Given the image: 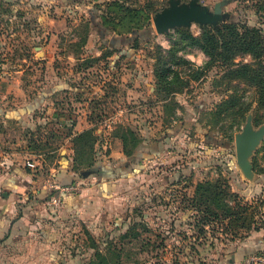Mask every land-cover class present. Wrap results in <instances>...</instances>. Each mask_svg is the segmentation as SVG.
I'll use <instances>...</instances> for the list:
<instances>
[{"label": "rangeland", "instance_id": "1", "mask_svg": "<svg viewBox=\"0 0 264 264\" xmlns=\"http://www.w3.org/2000/svg\"><path fill=\"white\" fill-rule=\"evenodd\" d=\"M114 1L122 7L111 6ZM198 1L213 11L229 0ZM168 6L169 0H0V106L14 111L56 90L17 120L0 117V159L8 154L11 165L19 164L49 194L58 191L53 175L67 168L78 179L65 188L98 204L94 185L103 180L81 173L90 163L93 169L133 163L125 176L109 180L118 181L112 184L118 191L110 212L99 204L72 216L63 204L40 200L39 190L28 194L30 211L58 232L67 264H98V253L105 264H236L230 263L236 244L264 239V140L250 158L251 178L238 164L235 142L250 114L256 129L264 124V107L254 89L227 84L223 65L206 67L204 52L180 40L179 29L201 37L211 25L157 33L153 18ZM252 6V0H232L224 6L231 15L225 22L264 31V14L254 15ZM136 28L139 34H131ZM160 61L178 74L177 92L158 84ZM235 62L256 60L244 55ZM234 92L250 108L240 122L232 110L218 113ZM208 133L226 145L214 143ZM217 181L247 208L246 224L235 227L222 213L209 218L199 204L198 185ZM102 213L111 219L103 221ZM206 236L215 237L218 246L200 262L188 243ZM5 249L0 245V264L13 256ZM252 257L250 264H264V241L237 264Z\"/></svg>", "mask_w": 264, "mask_h": 264}, {"label": "trees", "instance_id": "2", "mask_svg": "<svg viewBox=\"0 0 264 264\" xmlns=\"http://www.w3.org/2000/svg\"><path fill=\"white\" fill-rule=\"evenodd\" d=\"M252 2V7L255 10L254 15L258 16L261 15V13L264 14V0H252ZM110 5L122 7L118 1H114ZM244 8L245 10L250 11L247 7ZM101 26L104 31H107L106 24L101 23ZM139 31L140 29L136 28L131 34H139ZM178 34L182 42L187 45L198 46L204 52V54L208 57L206 67H213L214 65L219 64L223 65L225 70L224 81L227 84L232 82H241L246 84L249 88L254 89L259 97L258 100L260 106L264 107V62L262 61L264 58V31L261 28L252 27L242 21L232 20L231 23L225 22L219 24L217 27H204L202 29L201 37H195L187 29H179ZM244 55H250L254 60H256V63H242L237 65L235 60ZM171 75H174L173 79H170ZM156 77L158 84L161 87L168 86L171 87L170 92H177L176 86L179 81V76L172 70V66H168L167 62L160 61L156 69ZM241 101L242 96L239 93L234 92L230 95L229 99L223 102V105L218 110L219 115L223 112H228L227 110H232L235 117L239 119V122L246 119L247 114L250 112V108L243 105ZM254 123L259 122L254 120ZM84 134L86 133L76 136V144L80 141ZM208 135H210V137L214 136L210 133H208ZM212 139H214V143L226 145L223 140H218L214 137H212ZM76 151L78 150L76 149ZM136 154L133 152L130 155V159L134 162L139 160V155ZM150 157L149 159H153V156ZM77 160L82 162L81 158H76V161ZM132 165L129 167H122L120 169H113L111 167H99L97 169H93L94 166L90 163L88 165V169L83 171L81 176L86 177L96 173L100 180L109 181L111 179L125 176L128 172L127 170H132L134 168ZM76 179L78 178L69 176L67 169L55 176V180L60 183L62 188L74 184ZM47 192L48 191L44 193L45 195L47 194V197H44L43 201H46V199L51 200L53 197L64 198L68 194L61 193L59 190L50 192V194ZM196 198L197 201H199V204L204 206L206 212L210 214L209 218L218 219L222 213L224 218L229 219L232 223L234 222L235 227L246 224L247 208L243 207V205L239 203L235 194H230L226 191V189H223V186L220 185V181L215 183L206 182L199 184L196 190ZM230 202H232L234 206L230 205ZM21 216L22 212L18 216V219H20ZM213 240H215V237L206 236L201 242L195 241L188 243V248L196 251L199 255V248L204 245L203 251L204 249L206 250L208 242L211 241L213 242L212 245H214ZM186 253L191 261H193L192 253ZM202 254H205V251L202 252ZM97 257L100 259L98 264L106 263V258L103 255L98 253Z\"/></svg>", "mask_w": 264, "mask_h": 264}, {"label": "crops", "instance_id": "3", "mask_svg": "<svg viewBox=\"0 0 264 264\" xmlns=\"http://www.w3.org/2000/svg\"><path fill=\"white\" fill-rule=\"evenodd\" d=\"M54 92L52 91L51 94L43 93L37 101L30 103L28 106L14 108V111L0 106V117L8 120H17L23 115L39 109ZM7 156L8 154L0 159V168L4 171V174L0 175V245L6 248L5 252L8 255H13L8 258V264H67V259L63 255L65 250L57 245L60 238L58 232L52 229V224H46V221L36 215V212L30 211L31 207L27 203L28 194L33 190H39L38 198L42 199V201L46 191L41 192L36 182L31 179V174L21 168L19 164L11 165ZM62 171V169H58L53 176L55 177ZM112 184H118V181L109 182L103 180L98 185H94L97 196L100 199L99 204L104 210L107 209L109 212L111 208L117 205L115 195L118 189ZM79 192L76 194H79ZM76 194L69 192L67 196L61 198L63 208L68 215L78 213L82 208L85 209L90 205L99 206L97 203L98 199L91 203V200L84 199V193L81 196ZM31 204L33 203L31 202ZM21 212L22 216L18 219ZM101 218L105 222L111 219L106 213H102ZM119 223L121 224L122 220ZM263 241V237L260 236L256 237L254 241L252 239L240 241L231 250L232 259H230V263L237 264L242 262L246 256L253 252L254 246L262 244ZM30 242L32 244H29ZM212 243L209 242L206 245L209 248L204 249L205 254H202L204 245L199 248V255L194 251L201 258H198V261L200 259V262H203L204 256H208L210 254L209 251L217 248L216 241H214V245ZM5 261L4 263L7 264L6 259Z\"/></svg>", "mask_w": 264, "mask_h": 264}, {"label": "water", "instance_id": "4", "mask_svg": "<svg viewBox=\"0 0 264 264\" xmlns=\"http://www.w3.org/2000/svg\"><path fill=\"white\" fill-rule=\"evenodd\" d=\"M218 2L211 11L198 0L182 3L181 0H169V6L158 12L154 18V28L158 34L169 33L171 29L190 28L193 23L216 27L220 22L230 19L231 15L224 12V6L230 3ZM264 140V124L258 129L253 124V116L247 117L246 124L241 133L236 136L237 161L244 174L253 176V164L250 158L254 151Z\"/></svg>", "mask_w": 264, "mask_h": 264}, {"label": "built area", "instance_id": "5", "mask_svg": "<svg viewBox=\"0 0 264 264\" xmlns=\"http://www.w3.org/2000/svg\"><path fill=\"white\" fill-rule=\"evenodd\" d=\"M28 167L31 168V169H35L37 168V164L34 163V162H28L27 163ZM56 190H59L61 193H67L69 192V189L68 188H62L61 185L58 183L56 186ZM50 203L52 204H56V205H62V200H61V197H53L51 200ZM255 260L254 257L250 258L249 260L246 261L247 264H250L251 262H253Z\"/></svg>", "mask_w": 264, "mask_h": 264}]
</instances>
